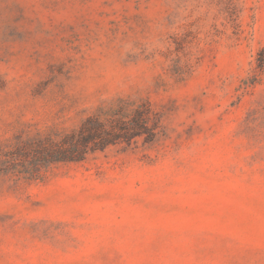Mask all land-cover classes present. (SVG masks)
<instances>
[{
  "label": "rangeland",
  "instance_id": "rangeland-1",
  "mask_svg": "<svg viewBox=\"0 0 264 264\" xmlns=\"http://www.w3.org/2000/svg\"><path fill=\"white\" fill-rule=\"evenodd\" d=\"M262 57L264 0H0V264H264ZM118 100L150 140L13 171Z\"/></svg>",
  "mask_w": 264,
  "mask_h": 264
},
{
  "label": "trees",
  "instance_id": "trees-1",
  "mask_svg": "<svg viewBox=\"0 0 264 264\" xmlns=\"http://www.w3.org/2000/svg\"><path fill=\"white\" fill-rule=\"evenodd\" d=\"M146 114L145 104L134 105L127 100H118L105 109L100 107L58 140L38 139L16 152L20 161L12 160L13 171L26 173L29 177L25 178H31L34 172L50 163L80 161L88 151L101 150L118 141L139 136L150 140L153 131L147 126Z\"/></svg>",
  "mask_w": 264,
  "mask_h": 264
}]
</instances>
